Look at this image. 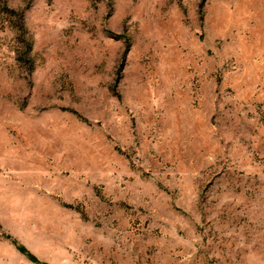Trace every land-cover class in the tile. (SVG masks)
Listing matches in <instances>:
<instances>
[{"label":"rangeland","instance_id":"1","mask_svg":"<svg viewBox=\"0 0 264 264\" xmlns=\"http://www.w3.org/2000/svg\"><path fill=\"white\" fill-rule=\"evenodd\" d=\"M0 264H264V0H0Z\"/></svg>","mask_w":264,"mask_h":264},{"label":"trees","instance_id":"2","mask_svg":"<svg viewBox=\"0 0 264 264\" xmlns=\"http://www.w3.org/2000/svg\"><path fill=\"white\" fill-rule=\"evenodd\" d=\"M17 246V245H16ZM18 249L23 252V254L30 260L32 261H36V259L33 257V255H31L30 253H28L25 248L21 245H19Z\"/></svg>","mask_w":264,"mask_h":264}]
</instances>
